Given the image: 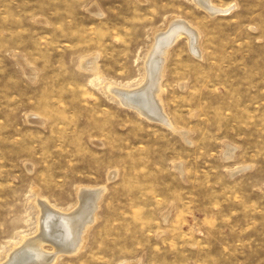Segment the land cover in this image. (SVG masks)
Masks as SVG:
<instances>
[{"label":"rangeland","instance_id":"obj_1","mask_svg":"<svg viewBox=\"0 0 264 264\" xmlns=\"http://www.w3.org/2000/svg\"><path fill=\"white\" fill-rule=\"evenodd\" d=\"M207 1L0 0V263L87 188L14 264H264V0Z\"/></svg>","mask_w":264,"mask_h":264},{"label":"bare ground","instance_id":"obj_2","mask_svg":"<svg viewBox=\"0 0 264 264\" xmlns=\"http://www.w3.org/2000/svg\"><path fill=\"white\" fill-rule=\"evenodd\" d=\"M197 1H198V3H200L202 6H205L209 10L214 9L212 6H208L209 4H208L207 0H197ZM183 25H185V24H183ZM179 28H181V27H179ZM182 32H185L184 29L182 30ZM185 33L190 35V33H188V31ZM191 36H192V34H191ZM177 37H178V35H177ZM165 49L166 48L162 49V53H164ZM151 62H153V61H151ZM160 63H161V60H160ZM150 71L151 72L149 73V76H147V80H148L147 83L145 84V86H142V87L139 86L140 89L136 92H132L130 94H127L125 91H122V90H114V89H112L113 87H111L109 85L107 87H108V89H111L112 91H114V93L118 97H120L125 104H128L129 106L136 108L141 114H144L146 116H152L154 114H157L156 113L157 102L160 101L159 95H160V92L162 90V87H160V84H159V80L161 78L160 70L155 68V66H153V67L151 66ZM128 92H130V91H128ZM79 196H80V200L82 202L81 205L78 206L77 208H75L74 210H71L68 212L50 207L46 204V202H44L41 199L37 200V205L39 206V209H38L39 215L37 216V223H35V224H37V226L39 228V231H38L39 233L36 236H34V238L25 240L24 245L28 246L29 244L36 242L41 238L50 237L52 235V233L54 232V229L56 228V224L60 223V222H61V224L64 223L65 226H67L68 231L71 232V230H72L75 233V237L77 239L76 242H79L81 240L82 234L85 232V229L89 223L88 221H90L89 206H90V203L96 197V195L93 192L88 193L87 188H84V189H82V191H80ZM63 216L64 217H70V219H67V218L65 219V218H63ZM23 246L21 248H17L15 250H12V252H10L6 256V260L0 264H14L16 262V260L23 253V251H21V250H23L22 248H24Z\"/></svg>","mask_w":264,"mask_h":264}]
</instances>
